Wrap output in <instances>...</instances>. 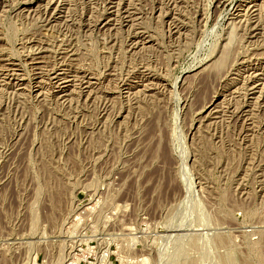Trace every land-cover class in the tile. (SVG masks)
Returning a JSON list of instances; mask_svg holds the SVG:
<instances>
[{
  "label": "rangeland",
  "instance_id": "rangeland-1",
  "mask_svg": "<svg viewBox=\"0 0 264 264\" xmlns=\"http://www.w3.org/2000/svg\"><path fill=\"white\" fill-rule=\"evenodd\" d=\"M0 264H264V0H0Z\"/></svg>",
  "mask_w": 264,
  "mask_h": 264
}]
</instances>
